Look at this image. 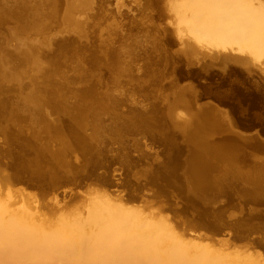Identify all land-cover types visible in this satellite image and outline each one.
<instances>
[{"label":"rangeland","instance_id":"374dc122","mask_svg":"<svg viewBox=\"0 0 264 264\" xmlns=\"http://www.w3.org/2000/svg\"><path fill=\"white\" fill-rule=\"evenodd\" d=\"M2 1L14 14L0 12V60L10 77L0 88V199L13 201L17 211L35 206L44 225L109 202L223 256L264 264V191H249L245 206L256 209L243 215L245 201L221 195L219 180L198 185L188 170L183 127L167 115L169 106L178 121L193 110L216 109L228 122L243 118L235 129L261 131L264 85L253 102L234 91L263 83L259 62L251 61L254 70H236L202 54L188 61L162 57L143 43L132 51L131 72L118 73L115 51L154 20V0H90L70 21L71 0H52L41 8L40 28L13 0ZM181 90L191 109L178 104ZM171 159L178 184L159 174ZM206 207L221 215L199 212Z\"/></svg>","mask_w":264,"mask_h":264},{"label":"bare ground","instance_id":"6f19581e","mask_svg":"<svg viewBox=\"0 0 264 264\" xmlns=\"http://www.w3.org/2000/svg\"><path fill=\"white\" fill-rule=\"evenodd\" d=\"M13 1L17 8L22 7L18 10L21 14L26 11L32 16L36 28L43 25L42 6L52 7V0ZM89 5L90 0H71L67 21L74 11H83ZM154 6V20L127 37L126 48L115 51L118 73L131 72L132 51L143 43L150 44L162 57L178 56L188 61L202 54L219 63H230L236 70H254L251 61L259 62L264 69V0H154ZM12 9L0 0L1 13L14 14ZM21 53L17 49L18 55L41 69L36 58ZM118 60L124 63L123 69ZM4 67L0 60V88L2 82L10 83ZM262 82L249 83L252 89L245 93L239 86L234 91L237 89L244 101L253 102L256 90L263 91ZM180 93L178 104L191 109L183 98L184 90ZM169 107L167 115L172 126L183 127L191 154L188 170L198 185L219 180L221 195L245 201L241 214L256 209L246 208L245 204L250 192L264 191V129L254 133L235 129L239 117L233 115L228 122L216 109L193 110L189 118L178 121ZM244 123L248 128L252 125ZM172 163L171 159L159 174L178 184L181 176L176 175L177 165ZM13 205L11 200L0 199V264H260V260L223 256L217 250L182 239L164 222L109 202L92 204L85 215L57 217L48 225L39 221L35 206L17 211ZM199 212L221 215L220 210L208 207Z\"/></svg>","mask_w":264,"mask_h":264},{"label":"water","instance_id":"95a60500","mask_svg":"<svg viewBox=\"0 0 264 264\" xmlns=\"http://www.w3.org/2000/svg\"><path fill=\"white\" fill-rule=\"evenodd\" d=\"M239 119L241 120V119H243V118L239 117ZM245 121L248 122V123H252V122H253V119H252V117H251V114L245 119ZM240 222H241V220H237V221L234 222V224L237 225V224H239Z\"/></svg>","mask_w":264,"mask_h":264}]
</instances>
